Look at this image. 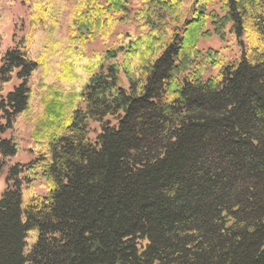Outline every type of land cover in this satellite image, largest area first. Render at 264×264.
<instances>
[{"label":"trees","instance_id":"1","mask_svg":"<svg viewBox=\"0 0 264 264\" xmlns=\"http://www.w3.org/2000/svg\"><path fill=\"white\" fill-rule=\"evenodd\" d=\"M23 1L27 30L0 51V92L17 82L0 264H264V0ZM119 24L138 32L86 54ZM227 35L236 61L198 46ZM19 118L30 158L8 164Z\"/></svg>","mask_w":264,"mask_h":264},{"label":"rangeland","instance_id":"2","mask_svg":"<svg viewBox=\"0 0 264 264\" xmlns=\"http://www.w3.org/2000/svg\"><path fill=\"white\" fill-rule=\"evenodd\" d=\"M27 3L23 0H0V8L3 10V22L0 25V51L12 48L19 36L23 34L28 27V7ZM211 8H216V5H212ZM126 31H132L137 33L135 26L132 24H119L114 33L107 39L96 38L88 43L86 46V54L91 55L93 53H102L109 47L116 45L120 34ZM198 46L202 49L212 48L219 51L220 57L223 62L229 63L236 61L239 54V48L232 36L227 35L226 40L222 42L216 36L209 39H201ZM216 70H212L210 74H215ZM14 79L11 83L4 86L0 92V96H3L8 90H10L15 84ZM91 132L90 136L95 135L97 125L95 123L90 124ZM3 136L12 137L17 145L18 152L16 156L10 158L8 164L14 162H26L30 156L27 154L26 149L30 146V124L23 118L17 119L16 124L12 130H8ZM4 174H0V192L4 187ZM32 189L35 193L43 195L46 191L44 181L37 179L32 184Z\"/></svg>","mask_w":264,"mask_h":264}]
</instances>
